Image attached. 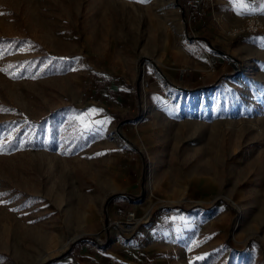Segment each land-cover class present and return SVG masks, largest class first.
<instances>
[{
    "label": "rangeland",
    "instance_id": "374dc122",
    "mask_svg": "<svg viewBox=\"0 0 264 264\" xmlns=\"http://www.w3.org/2000/svg\"><path fill=\"white\" fill-rule=\"evenodd\" d=\"M188 1L0 0V264L133 250L155 224L171 264H264V30L228 40ZM188 41L209 54L178 66Z\"/></svg>",
    "mask_w": 264,
    "mask_h": 264
},
{
    "label": "crops",
    "instance_id": "0c3cea01",
    "mask_svg": "<svg viewBox=\"0 0 264 264\" xmlns=\"http://www.w3.org/2000/svg\"><path fill=\"white\" fill-rule=\"evenodd\" d=\"M202 5H213L215 10L213 15V22L211 21L208 27L216 26L214 20L217 19L225 22L228 26L234 22L240 14L243 13H261L264 15V0H200ZM207 23V20H205ZM198 43L195 41H188L182 43L181 46L177 49H173L170 52L169 58L172 59L178 66L182 65H195V61L200 55L209 54L207 50H198ZM235 48V47H234ZM203 53V54H202ZM226 54L236 55V51L229 50L224 52ZM218 56V55H217ZM221 56L217 57V61L221 62ZM193 61V62H192ZM171 74V73H170ZM173 75V74H171ZM163 76L167 77L170 82V75L164 73ZM152 85L158 88V93L156 96L159 98L160 89L163 88L161 80L158 77H154ZM176 86L173 81L170 82ZM169 83V84H170ZM152 95V93H151ZM162 229L161 224H155L151 229L146 228L140 235L137 237V245L133 246V250H123L122 248L116 246L113 240L118 236L114 234L112 236L111 243L100 249H93V247H87L85 250L82 249L77 255L75 254L74 264H171L168 259V251L170 248L167 247L164 238L160 235V230ZM178 241L179 238H177ZM126 243L128 240H125ZM186 245V244H183ZM173 246V244H172ZM171 246V247H172ZM125 248V247H124ZM178 249L176 244V250ZM153 261V262H150ZM174 259H172V262ZM178 263V261H176ZM173 264H175L173 262Z\"/></svg>",
    "mask_w": 264,
    "mask_h": 264
},
{
    "label": "built area",
    "instance_id": "2783aa9c",
    "mask_svg": "<svg viewBox=\"0 0 264 264\" xmlns=\"http://www.w3.org/2000/svg\"><path fill=\"white\" fill-rule=\"evenodd\" d=\"M187 5L194 8H199L201 6L200 0L188 1ZM264 30V20L260 14H242L238 16L233 25L230 26L229 30L226 31V38L236 39L245 36L257 35ZM219 63L218 61H216ZM227 66L232 68L234 72L239 73L242 71L243 62L234 57L227 58ZM187 68L181 69V75L184 77L187 75ZM217 67L213 66L210 69V73H216ZM202 77H200L201 79ZM142 222V218L138 217L136 212H121L118 216V220L112 224L119 229V233L130 237L138 228L140 223ZM98 243L102 245L104 241L101 238H98ZM116 242H119L116 241Z\"/></svg>",
    "mask_w": 264,
    "mask_h": 264
},
{
    "label": "snow or ice",
    "instance_id": "6c2138e0",
    "mask_svg": "<svg viewBox=\"0 0 264 264\" xmlns=\"http://www.w3.org/2000/svg\"><path fill=\"white\" fill-rule=\"evenodd\" d=\"M0 70H2V69H0ZM98 110H96V109H92L91 110V113H96Z\"/></svg>",
    "mask_w": 264,
    "mask_h": 264
}]
</instances>
